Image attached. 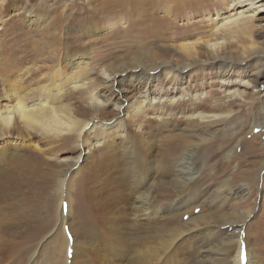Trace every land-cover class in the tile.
<instances>
[{"label":"rangeland","instance_id":"rangeland-1","mask_svg":"<svg viewBox=\"0 0 264 264\" xmlns=\"http://www.w3.org/2000/svg\"><path fill=\"white\" fill-rule=\"evenodd\" d=\"M110 1L0 0V108L10 107L21 95L29 104L44 96L45 83L57 82L60 72L74 71L76 60L70 57L77 54L86 66L89 86L67 85L57 105L81 123L94 121L88 139L97 143L88 153L74 133L49 139L22 127L0 140L5 145L0 149H5L0 156V264H156L160 258L157 264H191L201 241L224 249L227 258L237 248L226 243L232 227H221L212 238H206L207 230L212 223L218 227L233 219H245L243 238L254 263L264 264V128L253 126L264 115V10L257 13L254 30L226 36L219 54L237 59L226 71L210 59L207 42L215 37L214 18L230 13L229 0H151L113 7ZM254 51L262 56L249 57ZM154 53L178 68L158 65L164 60H151ZM137 57L146 61V70L136 69ZM103 71L117 73L114 86L102 79ZM145 74L151 76L149 81L141 79ZM95 85L105 101L100 108L89 103ZM145 93L150 101L157 100L154 108L142 111L136 125L127 103ZM208 113L221 114V119L207 126L195 117ZM99 139L107 141L99 145ZM125 139H133L137 149L140 177H151L146 193L155 203L147 220L141 209L130 205L136 180L125 175ZM193 146L202 168L199 188L206 196L224 188L228 198L211 210L213 218L198 222L202 230L180 236L190 215L181 218L167 211L178 196L173 161ZM194 210L197 215L202 208ZM61 214L70 215L68 223L43 242L31 263ZM63 234L68 250L59 248L54 260ZM156 243L158 257L149 262L141 249ZM224 256L215 262L225 263Z\"/></svg>","mask_w":264,"mask_h":264},{"label":"bare ground","instance_id":"bare-ground-1","mask_svg":"<svg viewBox=\"0 0 264 264\" xmlns=\"http://www.w3.org/2000/svg\"><path fill=\"white\" fill-rule=\"evenodd\" d=\"M148 1H151V0H112L109 2V6L113 7V5H115V4L118 5L121 2H125L127 4H129V3L141 4V3H146ZM158 1H161V0H158ZM168 1L171 2V0H168ZM218 1H221L223 3L225 0H218ZM73 2H74V0H73ZM228 5H229V10H230V13L228 15H226V16L217 15L218 17L214 18L215 24L213 27V34L215 37H214V40L210 39L207 42V46L212 52L211 53L212 57L210 56V59L212 61H217L222 66V68L226 71L232 70L233 64L237 60L236 58H233L234 56L228 57L226 55L222 56L219 54L220 50L227 43V39H226L227 37L226 36L230 35L232 38H235L240 33H244V34L247 33L248 34L249 32H251V30H254V27H257L259 25L258 24L259 18L257 16V13H259L260 10L261 11L264 10V0H229ZM108 9H110V8H108ZM34 13H35V11H34ZM41 16L42 15L40 14L39 18ZM60 17L63 18V13H60ZM60 17L57 18V20L55 22L56 25H59V23L61 22L59 20V19H61ZM250 43L253 45L252 42H250ZM194 49H195V47H194ZM196 51H197V49H196ZM259 52L254 51L253 52L254 54L251 53L252 54L251 55L249 53L248 56L249 57H261L262 55L258 54ZM246 53L248 54L247 49L244 50L245 56H246ZM153 56H150V58H151V60L153 59L154 62H157L160 58L164 60L163 62H161V64H158V65H161V66H169L170 65L172 68H175V67L178 68V66H174L172 64V62H170L169 60H167V59L165 60V57H164L165 55H163V54L160 55L158 53H154ZM73 57H75L76 64H77L74 71L71 73H68V74L60 72V74L58 75L59 80L57 82L51 83L49 81L47 84L45 83L44 84V85H46V87L44 89L45 93H43V95L44 94L45 95L37 98L35 101H32L33 103H31V104H29V102L27 103L26 101H28V100H24V97L19 93L20 91L18 92L17 90H14V91H17L21 96H19V98H16L14 104H12L10 107L0 108V136L2 137V138H0V140L3 139V137L12 136V132L15 129H18V127L27 128L30 130L32 129L34 132L35 131L37 133L41 132V133L45 134V136H47L48 138L52 137L55 139H57L58 137H60L62 135L65 136L66 134L74 133L78 138L77 144L81 148H85V149L88 148V151H87L88 153L91 152L93 146L97 144V143L89 142L90 140L88 139V137H89L88 135L91 132L92 126H94V121H92V122L91 121L90 122L85 121V122L81 123L79 121V119L77 117H74L70 112H68L65 107H60L57 105V103L61 102V97L63 95L64 88L67 85H71V87L74 89H78L81 87L87 88L89 86V81L87 80L88 77H87V72H86V66L81 64L82 63L81 62L82 57H77V54H73V55H71L70 58H73ZM244 59H246V58H244ZM134 60H135L134 62H137V64H135L136 65L135 67H137L136 68L137 70L138 69L141 71L146 70V64L143 63L145 60L142 57L134 58ZM241 60H242V58H241ZM123 72H124V70L121 71L120 73H123ZM115 75H117V73L111 74L107 71H105V72L103 71L102 79L105 81V83L109 84L111 82L110 85L114 86V82L116 81ZM150 78H151V76L146 75V74L141 77V79H144L147 81H149ZM260 82L264 83V81H260ZM250 85H251L250 82L246 83V86H250ZM15 86H16V84H15ZM29 91H30V88H29ZM21 92H23V91H21ZM90 92H91V95L89 98V103L91 106H93L95 108H100L103 104H105V101L102 98V93L98 89V85H95ZM261 94H262V97H264V90L261 92ZM28 95H30V94H28ZM28 95H26V96H28ZM12 97H14V96H12ZM14 99L15 98H13V100ZM156 100H157V97H154V98H152V101H150L148 93H145L138 99L136 98L132 101H128L127 106H128L129 111H132L131 116H132L134 122L136 123V125H137V122L140 118V114L142 113V111H144V109L146 110V108L149 109L148 107L154 108V103L156 102ZM263 100H264V98H263ZM172 101L175 102L176 99H174ZM228 116L231 117V115H228ZM192 117H194V116H192ZM195 117L200 118V120L202 122H205L206 125L208 126L210 124L213 125L214 123L219 121L221 119V114H215V113L209 114L208 113V115L201 114V115H198ZM20 124H21V126H19ZM254 125L258 129L264 128V115L260 118L259 123H253V126ZM121 128H122V126H121ZM119 132L120 131L118 129L116 131L118 136H119ZM39 133H38V135H39ZM43 134H42V136H43ZM117 134H115V135H117ZM124 134L125 133H123V136H124ZM45 136H43V137H45ZM148 137L149 136H147V138ZM55 139H53V140H55ZM45 140H46V137H45ZM101 140H104V141H101ZM17 141H15V142H17ZM106 141H107V139H99L98 144L102 145ZM125 142H126V144H125L123 152L126 153L125 156L127 158V160H126L127 165L124 168H125V170L129 171V172H126L125 175L128 176L127 179H129V181H131V182H134L136 180L135 184L131 183V186L134 188V199L132 201L133 203H130V205L132 204V208H134L133 210L141 209V211H143L144 214H140V215L143 216V219L147 220V219H149V217H148L149 210H151V205L154 202V197L152 195H149V193H146V190H147L146 188L151 186V184H152L151 177H149V173H148L147 177H140L141 173L137 169L138 165H139L138 164V154L136 153L137 149H135V145L133 144V139H125ZM145 142H147V141H145ZM152 143H154V142H152ZM148 144H150V142ZM4 146L5 145L1 144L0 149L2 150L4 148ZM146 148H148V146ZM150 148H152V147H150ZM197 150H198V148H196L194 146L190 147V148L188 147L184 152H182V155L179 158H177L175 161H173L174 173H175L174 179H173L174 180V190H175V192H177L178 196L173 201V203L170 205V207L168 208L167 211H173L176 215H179L181 218H183L185 215H188V214L190 215V217L185 221V223H183V224L187 225V226L184 225L187 227V229L185 227L186 230L184 229V232L181 231V230H183V229H181L180 233L183 232V234H181L180 236L187 235L188 233H191V232L192 233H195L196 231L199 232L200 230H202V229L198 228V222L200 220H206V217L208 219L210 217L213 218V213L211 210H213L216 207L223 205L225 200H227V198H228L227 195H225V193H224V188L220 189L217 192L214 191L215 192L214 194H209L208 196H206V193H203V191L199 188L200 185H198L197 181H198V178L200 177V174L202 172V168L200 167L201 165L199 166L198 162H197V157H198L196 155V153L198 152ZM3 151L0 152V156L5 153ZM7 152L4 155V158H3L4 160H6V157L10 154L9 151H7ZM80 159H81V156H79L78 161ZM164 164L165 163H163V166H164ZM148 166H150V165H148ZM163 166H162V168H163ZM157 167L159 169V166H157ZM160 167H161V165H160ZM65 176H66V174H65ZM69 182H71V180ZM192 205H195V207L194 206L192 207L193 209H191ZM60 206H61V208H63L62 202H61ZM126 206H129V205H126ZM197 207L202 208L201 214L200 213L197 215L195 214L194 209ZM129 208H131V206ZM205 210L207 211V213H204ZM135 211H137V210H135ZM137 213H139V212H137ZM135 214H136V212H135ZM57 217H58L57 223L54 225V228L51 230L50 234L48 236H46V238H44V240L39 244L36 251L32 254V256L30 258L31 263L35 262L36 257L39 254V252H38L39 248H41V245L43 244V242L46 241L48 238H50L52 235H54L58 231L57 229H58V226L60 224L65 225L66 223H68L67 222L68 219H70L69 218L70 215H67V217H66L65 215L61 214V216H57ZM150 218H151V216H150ZM155 218L156 217H154L153 219L155 220ZM206 222H204V223L206 224ZM244 222H245V219H243V220L233 219L232 221L229 220V221L218 224V227H216L217 226L216 223L214 224L212 222H208V224L212 223V225H209L211 229L209 228L210 232L208 231L209 229L207 230L208 236L206 238H212L213 236L215 237V235L220 234V232H222L221 227H224V226L232 227V229H231L233 232V233L231 232L232 236L229 238V240H227V241L225 240V241H226V243H228L229 246H230V244H232L234 246V243H236L237 248H234L236 251L234 252L233 255L231 253L232 256H229L226 258L227 253H228L227 251H225L224 249L215 250L217 248L214 249L211 245L204 244V241H201L197 245V248H196L197 251L195 252L196 254L193 255L194 258H192L193 260H192L191 264H218L215 262V259L218 258L219 255L220 256L225 255L224 257H222V259L226 260V262L223 264H255L253 259H252L253 255L247 247L246 240L243 238L244 231H243L242 227L244 225L243 224ZM200 223L202 224L203 222H200ZM182 228H183V226H182ZM227 231H229V230H227ZM236 232H237V234H235ZM246 233H247V231H246ZM63 235H64V237L60 239V242H58V245H57V249H55V253H53V256H52L53 259L56 258L57 256L58 257L60 256L59 250H58L59 248L61 250V249H63V247H65L66 252L68 250V246H69L68 238L65 236V234H63ZM246 235H248V234H246ZM75 241L76 240L74 239V242ZM226 243H225V245H226ZM147 244H149V243H147ZM227 246H226V248H227ZM87 250H89V249H87ZM136 251L139 252V250H136ZM141 251L143 252V256L146 257L148 260H149V258H157L158 253H159L158 243H156L154 246L153 245L152 246H145L143 250L141 249ZM230 252H232V251H230ZM97 253H99V252H97ZM104 254L106 255V253H104ZM107 255H108V253H107ZM129 255H127V256H129ZM134 255L132 254V256H134ZM65 257L67 259V253H66ZM135 259L138 260L137 258H135ZM160 259H158L157 263L160 261ZM144 260H146V259H144ZM81 261L82 260H80V262ZM102 261H104V259ZM84 262L86 264V261H84ZM134 262L136 263V261H134ZM149 262H150V260H149ZM54 263L56 264L55 261H54ZM54 263H50V264H54ZM63 263L69 264L67 260H65ZM87 263H89V262H87ZM100 264H102V263H100ZM126 264H128V263H126Z\"/></svg>","mask_w":264,"mask_h":264}]
</instances>
